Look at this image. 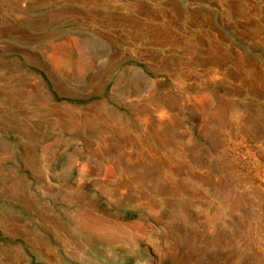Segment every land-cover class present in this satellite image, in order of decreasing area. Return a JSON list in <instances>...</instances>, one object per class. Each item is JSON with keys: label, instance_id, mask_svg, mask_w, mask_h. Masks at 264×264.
I'll return each mask as SVG.
<instances>
[{"label": "rangeland", "instance_id": "obj_1", "mask_svg": "<svg viewBox=\"0 0 264 264\" xmlns=\"http://www.w3.org/2000/svg\"><path fill=\"white\" fill-rule=\"evenodd\" d=\"M0 264H264V0H0Z\"/></svg>", "mask_w": 264, "mask_h": 264}]
</instances>
